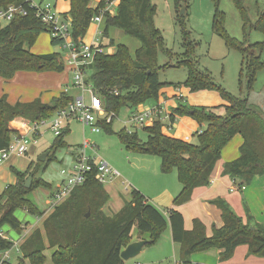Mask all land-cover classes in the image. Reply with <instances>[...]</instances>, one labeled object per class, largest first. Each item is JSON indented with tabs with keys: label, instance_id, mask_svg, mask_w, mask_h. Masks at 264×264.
<instances>
[{
	"label": "trees",
	"instance_id": "16d2710c",
	"mask_svg": "<svg viewBox=\"0 0 264 264\" xmlns=\"http://www.w3.org/2000/svg\"><path fill=\"white\" fill-rule=\"evenodd\" d=\"M72 18L73 35L84 38L92 24V18L99 14L108 0H100L97 7L90 6L92 0H68ZM244 18V29L251 25L247 15L246 0H232ZM31 0H0V9L10 4L29 8ZM216 1L214 30L221 34L227 45L240 50L247 58L245 68L248 85L252 88L256 74L264 68L261 51L264 42L248 44L245 39L239 41L229 36L224 27L225 15L219 11ZM155 7L151 0H118L116 13L104 15L105 27L103 35L107 36L110 27H117L126 34L141 41V46L133 57L126 45L118 44L112 54H99L89 67V82L103 99L107 112H114L118 117L123 108L132 113L139 105L149 100L157 101L161 89L168 85L159 79L158 54L166 52L161 30L155 26L153 15ZM184 33L187 58L178 62L179 66L188 68V78L176 88L187 87L191 92L218 89L208 71H200L191 53L194 44L186 27L184 16H180ZM253 29L264 33V8L258 19L252 24ZM42 32L50 33L49 28L30 10L27 16H16L7 24L0 23V77L11 80L18 72H61L65 69L63 55L60 52L35 54L31 47ZM52 45L59 46L61 41L52 38ZM26 44L28 48H26ZM114 45V41L111 42ZM115 91L119 93L116 94ZM227 104L223 112L216 109L191 106L178 99L173 108L170 121L175 122L177 116H190L202 127L198 133V141L190 142L166 135L164 124L156 119L150 126H144L147 138L142 140L138 129L129 132L123 128L118 134L126 147L132 151L157 155L161 158V170L170 173L176 170L182 191L174 200L179 206L192 199L196 188L210 186L218 161L222 157L224 147L237 135L243 137L238 158L225 162L223 175L240 179V185H249L256 176L264 175V112L261 107L253 105L249 99H242L221 90ZM73 100L67 92H60L52 97L51 102H43L41 98L33 101H17L12 104L4 94L0 98V150L9 146L19 131L10 128V122L23 118L30 122L51 120L58 110L65 108ZM100 121L106 132L112 133V124ZM67 125L62 134L55 137L50 146L51 154L47 161L38 160L37 168L22 171L11 167L17 181L6 186L0 193V252L11 250L14 242L1 236L4 226L16 233H23L24 224L16 211L26 208L32 215L42 217V212L28 198L31 191L39 187L51 188L52 185L38 176L41 168L56 159L55 152L67 146L65 141L69 133ZM33 174V184L25 187L28 176ZM132 200L112 216L103 211L110 199L104 184L96 179L93 170L87 175L84 184L76 187L71 195L56 206L45 218L43 229H35L20 246V257L16 264H45L47 249H52L54 264H125L121 252L132 241V231L137 228L138 235L149 234L148 245H153L169 225L172 239L180 244L179 261L192 264L191 257L196 252L211 248L221 250L220 260L231 259L239 246L248 247V255L264 258V223L257 222L249 212L247 218L237 215L230 204L216 198L210 203L222 212V227L213 226L210 236L206 226L200 219H194L193 228H185V219L181 212L170 209L168 215L157 206L148 202L137 189L132 190ZM248 211V210H247ZM88 212L90 213L87 216ZM0 264H12L0 255Z\"/></svg>",
	"mask_w": 264,
	"mask_h": 264
},
{
	"label": "rangeland",
	"instance_id": "374dc122",
	"mask_svg": "<svg viewBox=\"0 0 264 264\" xmlns=\"http://www.w3.org/2000/svg\"><path fill=\"white\" fill-rule=\"evenodd\" d=\"M32 1L39 2L41 0ZM45 1H51L54 4L56 2L55 0ZM96 1L99 0H92L91 3H95V6H97L98 3ZM216 1L217 0H151L155 7L153 22L155 26L161 30L166 48V52L159 51L158 54L159 79L162 83L168 84L163 88L173 87V89L175 88L179 93L183 92L185 96L178 99L185 101L191 106L213 108L216 109V112L222 113L224 110L222 106L227 104V100L223 97L221 90H225L233 96L249 99L253 105L261 107L264 112V68L257 72L256 80L252 88H249L247 71L245 68L247 58L240 50L228 46L225 38L214 30ZM218 1L219 11L223 12L225 15L224 27L230 37L243 41L246 34L247 45L264 42V33L252 28V24L257 21L260 11L264 8V0H246L245 6L247 15L251 20V25L248 26L246 30L244 29V18L234 2L232 0ZM67 5L68 2L65 3V6ZM57 7L58 9H66V7H62L60 3H57ZM180 16H184L186 27L190 34V41L194 44V50L191 53L192 59L196 62L200 71H208L210 73L218 89L191 92L185 86L181 88L175 87V84H182L188 78V68L185 65H178V62L187 58L184 55L186 52V45L183 29L179 21ZM93 24H100L99 27L102 29L101 33L98 34V41L96 40V35L94 34L93 36V39H95L97 43L107 44V49H110L109 46H114L111 52L116 51V46L118 44L126 45L131 55L133 57L135 56L136 50L141 46V41L138 38L126 34L124 30L117 27H110L108 35L104 36L102 32L105 27V22ZM50 36V33L42 32L31 47V51L35 54H48L59 51L58 46L52 45ZM112 40L114 41V45L111 44ZM26 48H28L27 44ZM61 53L63 56L65 55L62 51ZM261 55L264 60V48L261 51ZM72 81L73 76L68 67H65L61 72H21L15 76L12 82L7 83L8 85L3 93L7 94L11 101H17L18 99L28 101L41 96L43 99H48L46 96L47 94L50 96L53 93L67 89L70 91V94L75 95L78 90L73 88ZM49 99L48 102H51V98ZM153 103L154 100H149L145 103V106H149ZM140 108H143V106L139 105L137 110ZM130 116L131 112L129 108H123L112 124V133L106 132L103 127H101V132L94 133L90 130V127H85L80 121L71 120L69 126L70 131L65 137L67 146L58 149L55 152L56 159L52 160L46 168H41V171L37 173L38 176L47 180L52 187L36 188L29 193L28 198L31 199L44 214L52 210L53 206L51 200L53 191L56 190L57 184L61 183L59 180L64 178L61 171L63 169L68 170L72 167L77 156V154H73V150L77 148L81 151L80 147L84 144L85 140L91 143V146L86 149L88 156L96 158L97 160L103 159L107 161L119 171L120 175L129 177L130 180L133 177L135 181H139L144 177L150 182H158L162 185L174 183L175 179L173 180L171 177L173 176L176 180L178 179L176 170H174L173 173H167V175L163 173L161 170V158L159 156L132 151L122 142L118 133L125 128V126L127 130H136V128H133V124L130 123ZM193 121L198 124V122L190 116H177L173 127L171 129L166 128L167 133L171 136L185 135L190 127L195 125ZM200 127L201 126H198V129H200ZM137 129L140 138L145 140L147 138L146 131L143 127H138ZM55 137L56 136L51 131H47L44 137L41 138L42 142H40L41 145L39 144L38 154L32 155L30 151V154L23 155L19 158L14 167L23 171V169H29L27 168L29 163H33L31 170L32 172L35 171L40 155L50 148ZM197 141L198 134L195 133L192 142ZM50 154H48L42 162L47 161ZM143 168H145L148 173H152L140 177ZM162 175L167 176V178L164 179L160 177ZM127 181L132 184V181ZM106 185L107 183L105 186ZM5 186L6 183L0 179V190ZM122 186L124 190V185ZM171 186L172 184L170 187ZM126 197L129 198V195ZM233 199L235 213L239 216L245 215L246 212L240 195H234ZM105 211L110 213L108 207L105 208ZM16 216L28 227L31 225L35 226L40 222L37 220L38 216L30 214L26 208L18 209L16 211ZM3 230L16 240L28 234L25 232V227V233L23 232L21 234L11 230L8 226H5ZM29 231L30 230L27 232ZM134 231L136 232L137 228H134ZM165 231L166 229L162 231L159 239ZM159 239L153 245H146L145 250L136 257L127 260L128 263L138 261L141 264H175V260L179 259L178 251H176L175 254L170 253L169 255L166 254L165 250L162 253L156 251L157 245L155 244ZM20 255V252L13 247L10 251V262L16 264ZM47 255L48 259L46 264H54L50 258V251L47 252ZM236 258V260H243V256L239 253ZM28 264L30 263L28 262Z\"/></svg>",
	"mask_w": 264,
	"mask_h": 264
},
{
	"label": "crops",
	"instance_id": "0c3cea01",
	"mask_svg": "<svg viewBox=\"0 0 264 264\" xmlns=\"http://www.w3.org/2000/svg\"><path fill=\"white\" fill-rule=\"evenodd\" d=\"M41 1H39V2H41ZM55 1H56L55 4L53 2L52 3L56 6V9L64 15H68L69 10H70L69 1L68 0H55ZM67 2H68V5L65 6V3H67ZM96 2L99 4L100 0L96 1ZM57 3L62 4V7H64V8L66 7V9H58ZM98 4H97V6H98ZM95 5H96L95 3L90 2L91 7H93V8L97 7ZM103 22H104V20L102 21V23ZM99 25L100 24H96V25L93 23L91 24V26L88 30V33L84 37L85 41H88V42H96V40L98 41V39H99L98 34L101 33V31H102V29H101V27H99ZM103 31H104V29H103ZM94 34L96 35V40L93 39ZM50 39L52 41V37ZM106 46H107V44H106ZM109 47H110V49L108 48L110 51L109 54L114 53V52H111V49H113L114 46H109ZM60 51H62L61 47H59V51H57V52H60ZM65 67H68V66H65ZM69 70H70V68H69ZM21 72H29V71H21ZM21 72H18V73H21ZM54 72H56V71H54ZM13 79L6 80V79L0 77V98L4 95L3 91L6 90V86L8 85L7 83L12 82ZM64 91L65 92L67 91V93L73 97L77 96L79 94V91L75 95L70 94V91L68 89L64 90ZM64 91L61 90L57 93H53V94L50 93V94H52L50 96H49V94H47L46 96L48 97V99H43L42 96L38 97V98H41L43 102L49 103L48 102L50 100L49 98H51V100H52V97H54V95H58L60 92H64ZM184 96L185 95L183 92L179 93V91L176 90L175 88L173 89V87H166V88L161 89L160 95H159V98L157 101H154V103L149 105V106H145V104H142V106L143 107H154V106L160 105L159 106L160 108L166 109L167 111L172 112L171 111L172 108L177 106L178 98H182ZM33 100H28V101H33ZM8 101L10 103L14 104L17 101H23V100L18 99L17 101H11V100H9V96H8ZM28 101H25V102H28ZM129 111L131 112L130 109H129ZM131 114H132V112H131ZM27 123H28V120L19 117V118H16L15 120L10 122V128L13 130L20 131V132H26L28 130ZM194 123H195V125L193 127H190V129L187 131V133L185 135L171 136L167 133V130L165 127L163 128V132L168 136L192 142V138L194 137L195 133L198 134L199 132H201L203 130L202 127H200V129H198V126H200V125H198L196 122H194ZM67 125L70 126V122ZM125 128H127V127L125 126ZM40 142H42L41 139L38 141L37 144L33 145V147L31 148L30 151H31L32 155L38 154L37 151H38V147L41 145ZM242 143H243V137L240 134H237L224 147V149L222 150V158L218 161V163L216 165L210 186L196 188L193 192L192 199L185 204H182L179 206L174 204L175 198L182 191V184L178 181V179L176 180V178H173V176L171 177L173 180L175 179L174 183L173 182L171 183L172 184L171 187H170L171 184L162 185V184H159L158 182L157 183L150 182L149 180L142 177V175L143 176L148 175V174H151L152 172L148 173L145 170V168H143L142 172H141V176H140L142 178L139 181L138 180L135 181L133 179V177L130 180L129 177H125L123 175H120L119 177H116L113 180H111L110 182H108L106 186L104 184V188L109 193L110 199H109L108 203L103 207V211L109 216L114 215L115 213H117L118 211H120L123 208V206L125 205V203L127 201L132 200V194H131L132 190L137 189L138 191H140L142 193V195H144V197L146 198V200L148 202L157 206L164 214L168 215V212L170 209H175V210H178L179 212H181L184 216L185 228L187 230H191L193 228L194 219H200L206 226L207 235L210 236L212 234V231H213V226L219 228V227H222L224 224L223 220H222L221 210L216 205L210 203V201L214 200L216 198H222V199L226 200L230 204L232 209L234 210V208H235L234 203H233L234 202V199H233L234 195H240L242 202H243V205H244V208H245V212H246L245 215H243V216L240 215V216L243 217L244 219H246L247 218V212H249L251 214V216H253L257 222L263 223L264 222V175L256 176L253 179L252 183L249 185H246L245 189H243V190L231 191V187L234 186V184H237V185L241 184V180L240 179H233L228 175L222 174L225 162L232 161V160L239 157L240 146L242 145ZM82 146L83 145H81L80 148H82ZM47 151L50 154V152H51L50 149L46 150L44 153H46ZM78 152H79V150L77 148H75L73 150L74 155L78 154ZM44 153H42V154H44ZM28 154H30V152L25 154V155H28ZM41 155H40V157H41ZM22 156L23 155H21V156L12 155L10 158L5 160L3 163H0V179L4 183H6V186H8L10 184H14L17 181V177L11 171V167H14L16 162ZM30 164L31 163H29L27 168H29ZM158 164H159V168H160V162ZM24 170L25 169H23V171ZM170 173H173V171ZM13 175H14V177H13ZM160 177H163L164 179L167 178V176H165V175H162ZM174 177H176V176H174ZM126 178H128V179H126ZM62 180H59V182H61ZM127 180L132 181V184H130L131 189H128V190L124 189L123 190L122 185H124V182H128ZM165 181H167V180H165ZM59 184L60 183H58L57 186ZM6 186L3 187L0 190V192H2L6 188ZM127 195H129V198L126 197ZM106 207H108V209L110 210V213H107L105 211ZM164 208H167V209H164ZM52 211H53V209L50 210L48 213H45L42 217H39V218L37 217V220L40 221L39 224H36L35 226L31 225L30 227H28L27 225L25 226V232L28 234L22 236L23 239L21 241V244L29 235L32 234V232L35 229L41 228L44 231V229H43L44 220ZM28 230H30V231L27 232ZM5 233L8 234L7 232H5ZM131 237H132V241H131V243H132V242H135L138 240H147L148 241L150 236L148 233H146L142 236H139L138 231L135 232L133 229ZM155 245H157L156 251H158V252L160 251L162 253L165 250L166 254L169 255L170 253L175 254V252L178 251V255H180V244L175 243L173 241L172 232H171V228L169 225L166 228V231L164 232V234L161 236V238L159 239V241ZM145 247L146 246H144V248L142 249V251L140 253H142L145 250ZM48 251H50V258L52 261V252H53L52 249H47L45 251L46 261L48 259V255H47ZM220 253H221V250L218 248H211V249L206 250V251L196 252L191 257L192 264H264V258L253 256V255L252 256L248 255V247L245 245L239 246L236 250L234 257L228 261L222 262L220 260ZM238 253L243 256L242 261L240 259L236 260ZM143 257L146 258L145 256H143ZM178 260L179 259L175 260V264ZM28 262L29 261H27V264H28ZM52 263H53V261H52ZM125 264H141V263L138 261H133L132 263H128V261H125Z\"/></svg>",
	"mask_w": 264,
	"mask_h": 264
},
{
	"label": "built area",
	"instance_id": "2783aa9c",
	"mask_svg": "<svg viewBox=\"0 0 264 264\" xmlns=\"http://www.w3.org/2000/svg\"><path fill=\"white\" fill-rule=\"evenodd\" d=\"M32 1V0H31ZM118 0H108L99 14L92 18V23H101L104 20V15L109 13L115 15ZM33 11L35 16L49 28L51 37L61 41V50L65 54L63 60L65 66L70 68L73 76L72 86L79 91L77 96L69 104L57 111L54 118L51 120H40L35 122L28 121L26 132L20 133L13 137L9 146L0 150V163L10 158L12 155H25L30 152L33 145L44 137L47 131H51L56 137L61 135L64 128L71 120L80 121L85 127H90L94 133L101 132L100 121L105 120L106 123H111L115 118L114 112H107L103 99L94 90L89 82V67L99 54H109V49L103 43L88 42L84 38H75L73 35V26L71 16L60 13L56 6L51 1L42 0L41 2L29 3V8L22 5L10 4L7 8L0 9V23L7 24L16 16H27ZM67 92V91H66ZM118 94V91H115ZM143 107L135 111L130 116V123L133 128L152 125L156 119H161L165 128L171 129L174 122L170 121L172 112L159 107ZM163 127V128H164ZM132 132V130H129ZM91 146L88 140L84 141L81 151L78 152L72 167L68 170L63 169L61 174L64 175L61 183L53 191L52 209L65 201L72 191L84 184L87 175L93 170L96 172V179L106 184L116 177L120 176L119 171L111 166L107 161L97 160L88 156L86 149ZM246 185H237L231 187V191L243 190ZM124 189H131L128 182H124ZM1 236L10 239L14 242V247L20 251L21 241L13 239L4 231ZM10 251L0 252L3 259L10 260ZM176 264H184L177 261Z\"/></svg>",
	"mask_w": 264,
	"mask_h": 264
},
{
	"label": "water",
	"instance_id": "95a60500",
	"mask_svg": "<svg viewBox=\"0 0 264 264\" xmlns=\"http://www.w3.org/2000/svg\"><path fill=\"white\" fill-rule=\"evenodd\" d=\"M49 154L47 151L46 153L42 154L41 157L39 158L40 161H43L45 157ZM33 174H31L26 182H25V187L30 188L33 180ZM90 213L88 212L87 216H89ZM148 243L147 240H138L135 242L130 243L126 248H124L121 252V257L123 258L124 261L130 260L134 257H136L146 246Z\"/></svg>",
	"mask_w": 264,
	"mask_h": 264
}]
</instances>
